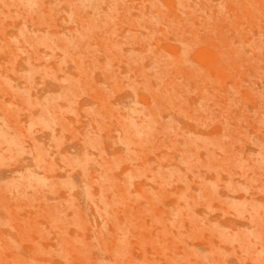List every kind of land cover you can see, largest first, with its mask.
<instances>
[{"label":"rangeland","instance_id":"1","mask_svg":"<svg viewBox=\"0 0 264 264\" xmlns=\"http://www.w3.org/2000/svg\"><path fill=\"white\" fill-rule=\"evenodd\" d=\"M0 264H264V0H0Z\"/></svg>","mask_w":264,"mask_h":264}]
</instances>
